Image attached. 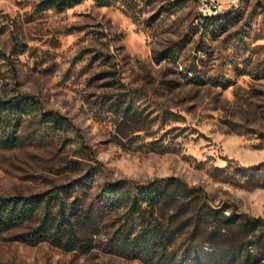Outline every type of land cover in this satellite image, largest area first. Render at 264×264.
<instances>
[{
	"label": "rangeland",
	"instance_id": "374dc122",
	"mask_svg": "<svg viewBox=\"0 0 264 264\" xmlns=\"http://www.w3.org/2000/svg\"><path fill=\"white\" fill-rule=\"evenodd\" d=\"M218 1L226 18L215 23L200 0H78L63 10L0 0V97L29 92L41 104L23 116L17 143L0 146V194L46 199L68 188L66 204L79 196L90 214L76 222L83 246L31 242L22 234L43 202L0 232V264H164L117 243L123 205L94 202L109 180L134 188L178 175L216 207L264 217V186H249L243 169L264 164V0ZM183 230L170 264H181ZM255 257L248 264H264V248Z\"/></svg>",
	"mask_w": 264,
	"mask_h": 264
},
{
	"label": "trees",
	"instance_id": "16d2710c",
	"mask_svg": "<svg viewBox=\"0 0 264 264\" xmlns=\"http://www.w3.org/2000/svg\"><path fill=\"white\" fill-rule=\"evenodd\" d=\"M77 1L45 0V4L63 10ZM221 13L211 15L212 21L216 23L226 18ZM40 108L37 97L29 92L0 97V146L16 144V132L23 116L31 115ZM42 113L44 118L63 123L62 117L52 110L42 109ZM263 165L243 168L250 173L246 180L249 186H264V180L255 174L264 170ZM89 180L86 177L82 182L88 183ZM122 181L105 182L94 196V202L101 210L123 205V220L115 233L120 246L146 251L159 262L170 264L173 256L167 254V250L178 229L184 228L185 235L178 246L181 254H177L181 264L189 256L200 264H248L256 258V252L264 248V217L239 211L233 204L216 207L209 201L202 186L190 184L178 175L140 181L134 188L127 187ZM67 189L60 188L46 199L42 193L0 194V232L35 217L44 202L39 224L23 233L22 237L31 242L50 239L68 248L83 246L76 222L90 214L84 213L86 210L81 206L79 196L66 204L62 191ZM57 202L59 208L55 211L52 205ZM165 205L171 206L172 211L167 216L157 213V208H164ZM178 218L182 219L174 225ZM204 245L211 250L206 251Z\"/></svg>",
	"mask_w": 264,
	"mask_h": 264
},
{
	"label": "built area",
	"instance_id": "2783aa9c",
	"mask_svg": "<svg viewBox=\"0 0 264 264\" xmlns=\"http://www.w3.org/2000/svg\"><path fill=\"white\" fill-rule=\"evenodd\" d=\"M200 1L203 2V4L207 7L211 15L218 14L222 11L220 7L221 6L220 2L218 0H200Z\"/></svg>",
	"mask_w": 264,
	"mask_h": 264
}]
</instances>
